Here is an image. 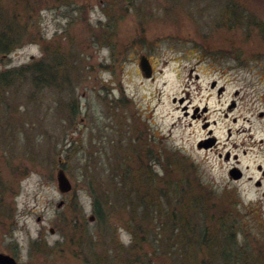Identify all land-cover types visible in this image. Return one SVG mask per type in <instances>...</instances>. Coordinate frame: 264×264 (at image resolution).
<instances>
[{"label":"rangeland","instance_id":"1","mask_svg":"<svg viewBox=\"0 0 264 264\" xmlns=\"http://www.w3.org/2000/svg\"><path fill=\"white\" fill-rule=\"evenodd\" d=\"M140 2L137 12L122 14L109 0H0V24L13 25L11 49L0 53V252L21 264H166L164 251L158 259L141 244L139 233L155 232L139 213H131V201L121 204L129 206L124 217L136 227L135 243L131 230L113 227L112 217L94 219L89 187L121 190L131 170L142 178L145 187L138 189L147 188L151 203L170 210L163 206L167 174L160 160L177 153L197 166L201 181L214 191L209 218L215 217L218 233H225L224 224L226 233H237L239 252L264 264V180L257 190L247 180L255 177L256 164L264 166V115L259 116L264 113V0ZM227 3L257 19V31L217 16ZM103 5H109L110 30ZM11 16L17 21H9ZM141 55L154 68L150 79L138 67ZM43 59L52 66L47 87L34 85L28 68L18 73ZM212 81L226 89L219 100L210 97ZM232 101L235 108L228 112ZM191 106L208 107L209 121H216L210 128L220 141L217 150L239 158L244 176L230 183L228 201L222 193L226 165L216 153L197 148L207 127L189 117ZM149 157L155 163L144 170L141 163ZM59 167L72 186L66 194L57 189ZM172 169L169 178H178V169ZM224 198L227 204H214ZM204 252L198 260L191 258L194 252L185 254L183 261L215 264Z\"/></svg>","mask_w":264,"mask_h":264},{"label":"trees","instance_id":"2","mask_svg":"<svg viewBox=\"0 0 264 264\" xmlns=\"http://www.w3.org/2000/svg\"><path fill=\"white\" fill-rule=\"evenodd\" d=\"M109 1L110 3L113 1L111 7H115L117 9L115 11L122 14H127L132 11L137 12L141 5V2L137 5L136 0ZM141 1L143 2V0ZM173 3H176V0H165L166 5ZM165 4L162 3V6L165 7ZM109 5L102 6L103 12L108 16L107 19L109 18L107 11ZM1 10L2 9L0 8V20L4 17ZM218 12L219 13H216L217 16L225 17L231 22L233 20H239L241 24H244L245 28L257 31V19L254 18L255 21H252L247 11L241 12V10L235 9L232 4L227 3L220 6ZM11 17V19L10 17L8 18L9 21H17L13 16ZM111 21L112 19L109 18L106 24V30H110L114 26ZM10 24H0L1 54L11 49V35H13V30L11 29L13 25ZM22 28L25 33V27L22 26ZM261 31L264 34V27H261ZM59 60L60 58L57 59V62ZM27 68L31 79L35 83L34 85L44 84L43 86L47 87L46 85H48L50 81H53L50 74L52 66L48 65L45 59L30 67L28 66L22 68V70H18V73L25 74ZM9 75H11V72H9L7 76ZM5 76V73H3L2 77ZM70 106V109L75 114L76 110H78L76 101L72 100ZM148 152L151 153L152 151L149 149ZM153 160L154 159L149 157L148 163H141L144 170L148 169L150 165L155 163ZM127 161L129 168V160L127 159ZM119 163L125 164L124 160H120ZM160 164L164 169V173L167 174V180H164L165 187L162 191V196L165 201V205L163 206L170 210L160 211L161 206H154V204L148 199V196H145L146 194H144V192L147 191V188L144 191L138 189L140 186L145 187L142 178H138L135 172L130 170L129 172L127 171L126 177L124 178V183H126V185L121 190H117L112 185H109L110 187L105 188L104 190L92 186L89 187L94 219L99 222H105V219L112 217V220L114 221L113 227L116 229L119 228L118 226L123 225L127 230H131L133 236L132 243H135L139 240L137 234L134 232L136 227H133L131 223L129 227V222L124 217L125 211H127L130 206L131 213H139L137 216H141V220H143L145 225L148 227L152 226L149 230L152 229L155 232L139 233L140 240L143 242L141 244L143 246L145 245V247L158 259L162 256L164 251L167 256L166 264H185L186 261H183L184 255L189 254L190 252H194V256H191V258L198 260L195 256H198L200 252H204L203 249L207 250L204 253L214 260L215 264H255V257L248 252H245V254L239 252V249L241 250L242 246L237 238V233H226V226L222 223L220 224L221 230L224 229L225 233H218L219 231L216 229L217 221L215 217L209 218V212L211 211L209 204H213L212 200L214 191L211 187L204 185L201 181L200 175L197 172V166L192 161L188 160L187 157L177 153L166 155L165 160L161 158ZM173 167H176L179 171L178 178H169V174H171L169 170L171 169L172 171ZM107 174L108 179L111 181V179L114 178L112 170L109 169ZM150 185L152 184L150 183ZM127 186H129L130 191L135 190L134 193L131 192L135 195L133 199L127 198V194L130 192L128 191ZM229 192L231 191L224 189L222 192L223 197H226ZM226 199L227 201L230 199V194ZM121 200H130L131 205H123L121 204L123 203ZM225 203L226 201L224 198V201H219L214 204ZM211 224L214 226L213 230H211ZM182 249L184 251H182ZM117 250V254L120 255L119 248H117ZM242 255L244 258H242Z\"/></svg>","mask_w":264,"mask_h":264},{"label":"flooded vegetation","instance_id":"3","mask_svg":"<svg viewBox=\"0 0 264 264\" xmlns=\"http://www.w3.org/2000/svg\"><path fill=\"white\" fill-rule=\"evenodd\" d=\"M148 58V57H147ZM149 59V58H148ZM153 73H154V68H153ZM208 90L209 92H211L210 97H212L213 95H215V97H217V100H219L225 93L226 89L224 86H220L218 85L215 81H212L209 86H208ZM235 96L238 95V92L234 93ZM186 98L181 97L179 98V103H183L184 100ZM187 99L190 101V99L187 97ZM178 101V99H177ZM191 102V101H190ZM235 102L232 101L230 104H228L227 108H228V112L230 110H232L233 108H235ZM188 106H185V109H187ZM191 112L189 113V117L194 120V121H203L202 125H204L205 127H207L206 130V136L204 138H201L198 142H197V148L198 149H205L206 151H210L211 153H216V157L222 161L226 167H225V176H226V183L227 185L224 186L222 189H230V183L234 182V183H239L243 176H244V172L241 169V167L239 166V158L237 156L236 153H232L229 150L226 151H220L217 150V147L220 145V141L219 138L215 135L214 129L210 128L211 125H215L216 121L212 120L211 122L209 121L208 118V114H209V109L207 106L199 108L198 106H191ZM188 111H185V116H187ZM228 113L224 112L222 114V116H224V118H227ZM264 115V113H260L259 116L262 117ZM236 119L233 120V122H235ZM245 121H249V119H245ZM251 129L248 130V132H250ZM240 132V131H238ZM252 135L255 138V145L257 146V114L255 117V123L252 129ZM231 136V129H227V140L228 138ZM251 137V135H250ZM259 142H263V139H259ZM149 143L147 142L146 145H142L143 148H148ZM134 148V146L132 147ZM137 148H134L132 151L134 154L137 153V151L135 150ZM155 151V150H154ZM156 152V151H155ZM157 153V152H156ZM154 162V161H153ZM154 164V163H153ZM257 173L259 174V176H257ZM247 180L249 182H253L256 190L257 187H261L262 185V181L264 180V166L260 165V164H256L255 166V177L252 176H248ZM234 189V188H231ZM12 256V255H10ZM17 262H19V260L15 257L12 256Z\"/></svg>","mask_w":264,"mask_h":264},{"label":"water","instance_id":"4","mask_svg":"<svg viewBox=\"0 0 264 264\" xmlns=\"http://www.w3.org/2000/svg\"><path fill=\"white\" fill-rule=\"evenodd\" d=\"M138 65H139L140 71L142 72V75L145 78H151L152 69H151V65L147 57L140 56ZM56 184H57V189L61 194H66L70 192L72 189L71 183L69 179L67 178V176L65 175L64 170L61 167H59L56 171ZM62 203H63L62 201L59 202L57 204V207H60ZM89 221H93L92 216L89 217ZM50 233H52V229H50ZM0 264H21V263L17 262L12 256L0 252Z\"/></svg>","mask_w":264,"mask_h":264}]
</instances>
